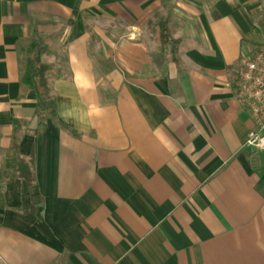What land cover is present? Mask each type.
I'll use <instances>...</instances> for the list:
<instances>
[{
  "label": "crops",
  "instance_id": "0c3cea01",
  "mask_svg": "<svg viewBox=\"0 0 264 264\" xmlns=\"http://www.w3.org/2000/svg\"><path fill=\"white\" fill-rule=\"evenodd\" d=\"M33 37L42 128L20 84ZM263 39L264 0H0V264H264L236 85Z\"/></svg>",
  "mask_w": 264,
  "mask_h": 264
},
{
  "label": "trees",
  "instance_id": "16d2710c",
  "mask_svg": "<svg viewBox=\"0 0 264 264\" xmlns=\"http://www.w3.org/2000/svg\"><path fill=\"white\" fill-rule=\"evenodd\" d=\"M161 30L163 43L171 46L172 54L175 56L178 40L172 38L167 23L161 22ZM47 48V41L39 37L29 39L21 48L22 54H25L24 69L20 79L21 91L22 95L31 90L35 92L37 101L36 113L40 128L44 127L50 118L56 116V104L50 93L48 78V73L52 68L49 64L42 61V54ZM17 169L20 176H24L30 180L32 172L28 163L20 160Z\"/></svg>",
  "mask_w": 264,
  "mask_h": 264
},
{
  "label": "built area",
  "instance_id": "2783aa9c",
  "mask_svg": "<svg viewBox=\"0 0 264 264\" xmlns=\"http://www.w3.org/2000/svg\"><path fill=\"white\" fill-rule=\"evenodd\" d=\"M237 94L253 121L245 145L264 151V39L245 60L237 79Z\"/></svg>",
  "mask_w": 264,
  "mask_h": 264
},
{
  "label": "rangeland",
  "instance_id": "374dc122",
  "mask_svg": "<svg viewBox=\"0 0 264 264\" xmlns=\"http://www.w3.org/2000/svg\"><path fill=\"white\" fill-rule=\"evenodd\" d=\"M24 55V57H23V61H24V58H25V54H23ZM25 62V61H24Z\"/></svg>",
  "mask_w": 264,
  "mask_h": 264
}]
</instances>
